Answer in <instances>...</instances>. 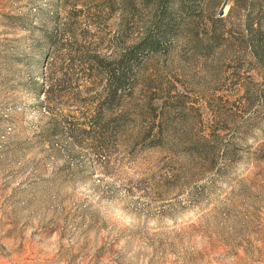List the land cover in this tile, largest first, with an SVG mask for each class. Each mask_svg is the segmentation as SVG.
Instances as JSON below:
<instances>
[{
  "label": "rangeland",
  "instance_id": "374dc122",
  "mask_svg": "<svg viewBox=\"0 0 264 264\" xmlns=\"http://www.w3.org/2000/svg\"><path fill=\"white\" fill-rule=\"evenodd\" d=\"M224 2L96 122L94 59L162 36L166 7L0 0V264H264V0Z\"/></svg>",
  "mask_w": 264,
  "mask_h": 264
},
{
  "label": "trees",
  "instance_id": "16d2710c",
  "mask_svg": "<svg viewBox=\"0 0 264 264\" xmlns=\"http://www.w3.org/2000/svg\"><path fill=\"white\" fill-rule=\"evenodd\" d=\"M197 2L198 0H158L160 5L166 7V11L154 23L155 26L159 24L164 28L162 36L154 33L146 34L130 50L125 51L116 59H94V65L103 68V75L106 78L105 94L102 101L107 106L98 110L96 122L107 117L109 111L116 104H119L118 102L122 100L123 95L131 87V82L136 79L137 69L144 60L145 54L159 52L160 47L168 38L169 29L173 30L176 24L174 21L177 20L178 22L194 16V9L198 7ZM253 52L256 58L261 57L259 51L254 50ZM96 134V137L100 139L107 136V133Z\"/></svg>",
  "mask_w": 264,
  "mask_h": 264
},
{
  "label": "water",
  "instance_id": "95a60500",
  "mask_svg": "<svg viewBox=\"0 0 264 264\" xmlns=\"http://www.w3.org/2000/svg\"><path fill=\"white\" fill-rule=\"evenodd\" d=\"M227 2H228V0H225V2L223 3V6H222L220 13H219L220 16L224 14V9L226 7Z\"/></svg>",
  "mask_w": 264,
  "mask_h": 264
}]
</instances>
